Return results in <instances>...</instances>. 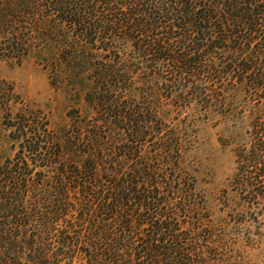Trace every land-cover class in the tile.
I'll return each mask as SVG.
<instances>
[{"label":"trees","instance_id":"1","mask_svg":"<svg viewBox=\"0 0 264 264\" xmlns=\"http://www.w3.org/2000/svg\"><path fill=\"white\" fill-rule=\"evenodd\" d=\"M29 55L76 108L55 130L0 80V264L264 256V0H0V61ZM183 111L230 130L218 219Z\"/></svg>","mask_w":264,"mask_h":264},{"label":"rangeland","instance_id":"2","mask_svg":"<svg viewBox=\"0 0 264 264\" xmlns=\"http://www.w3.org/2000/svg\"><path fill=\"white\" fill-rule=\"evenodd\" d=\"M0 80L11 84L15 94L29 103L43 108L49 117L51 126L58 130L67 124V113L76 108L70 94L63 88L51 84L48 69L44 61L33 55L23 61H0ZM187 116L190 122L189 132L195 136V142L187 153L186 163L196 178L197 188L205 195L207 209L213 217L224 216L219 211V194L227 186L234 172L235 155L233 144H225L230 130L220 122L218 117L205 118L202 113L185 111L180 115ZM0 123V131L6 135L8 130ZM10 142L5 141L6 154H11ZM264 213V211H263ZM264 225V214L259 216ZM247 247L241 264H264V256L256 257Z\"/></svg>","mask_w":264,"mask_h":264}]
</instances>
